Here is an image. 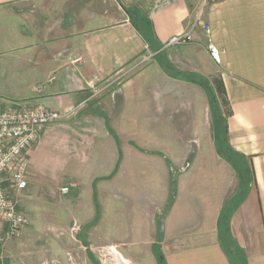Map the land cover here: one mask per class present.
I'll return each instance as SVG.
<instances>
[{
  "label": "crops",
  "instance_id": "crops-1",
  "mask_svg": "<svg viewBox=\"0 0 264 264\" xmlns=\"http://www.w3.org/2000/svg\"><path fill=\"white\" fill-rule=\"evenodd\" d=\"M113 1L120 6L114 9L109 3L111 9L95 12L97 6L91 0H0V110L76 109L69 120L43 127L27 151L28 187L18 195L11 194L19 213L20 201L43 197L65 202L70 192L79 212L83 204L75 197L86 186L92 191L95 215L100 208L105 214L106 186L125 170L128 160L137 168L148 159L157 162L165 180L166 160L181 168L179 160L163 151L143 152L135 143H214L203 89L171 78L155 57L142 63L140 58L151 51L125 13L136 10L144 15L163 48L172 36L190 27L201 0ZM82 12L92 15L81 21ZM204 24L210 27L209 36ZM192 38V43L163 50L160 57L177 71L208 81L218 102L219 93L223 95L225 114L219 107L227 143L251 169L249 192L230 221L231 236L243 251L245 264H264V0H224L208 6ZM209 44L220 50V64L210 60ZM137 63L145 66L120 86L117 105L112 93L98 100L97 104H105L103 109L96 102L78 109L89 94V85L102 88ZM113 143H121L115 174L107 172L113 159L109 166L105 161ZM215 160L222 168L216 192L203 196L184 191L187 209L180 212L179 191L190 171L178 177L176 199L162 218L160 251L165 264H229L219 246L217 220L230 193L232 175L225 161ZM194 163L195 158L191 166ZM41 181L60 185L51 191L41 187ZM66 186L69 192L62 195L60 189ZM159 194V201L151 206L146 232L151 247L156 242L158 213L170 195L168 182ZM62 205V210H70L69 205ZM81 227L84 233L74 237L78 243L94 239L106 243L112 237L100 219ZM131 236L140 237V232L133 229Z\"/></svg>",
  "mask_w": 264,
  "mask_h": 264
},
{
  "label": "rangeland",
  "instance_id": "rangeland-1",
  "mask_svg": "<svg viewBox=\"0 0 264 264\" xmlns=\"http://www.w3.org/2000/svg\"><path fill=\"white\" fill-rule=\"evenodd\" d=\"M91 1L95 7L97 6L95 12L98 10L103 11V9H111L109 3H112L114 9L120 6V4L119 6L118 4H115L113 0ZM87 14L92 15V13H81V21L84 20V17ZM116 22L118 23L119 21L115 20L114 23ZM148 54H144L140 58L141 61L147 57ZM144 66H139V63H137L132 68L124 70L112 80L107 81L105 85L111 84V86L101 92L98 95L99 98L93 97V93L101 87L94 88L95 91L93 89H87L89 94L86 96L87 98L81 102H85L83 107L85 108L89 104L92 105L96 102V105H99V107L103 109L105 104L103 102L97 104L98 100L101 99V97L112 93L114 94V97L119 92L120 86ZM167 75L178 81L186 82L171 76V74ZM103 87L104 85L102 88ZM215 88L218 89V86L215 85ZM218 97V103H220L221 110L225 114L227 108L224 104L223 95L219 93ZM115 98L117 99L116 96ZM117 101L118 99L115 101L116 105ZM116 105H114L115 108H117ZM209 114H211L210 109ZM122 144L126 145L128 143ZM135 144L139 145L141 147L139 149L143 152L144 150L163 151L172 160H179L181 168H174L173 165L165 159L167 162L165 161L164 166L166 165L168 171V176H166L167 180H165L160 174L161 171L163 173L162 167L160 169V165L157 162H152L148 159L140 163L137 168L134 161L128 160L125 170L117 176L113 182L107 184L106 191L108 195L104 196L105 198H108L106 201V213L104 214V212L100 210L101 208L98 209L96 214L97 218H94V208L91 206L92 191L90 190L89 192L86 186L83 187V192L81 194L77 193V197H75V199L77 198V201L83 204L82 208L80 206L82 210L80 209L79 212H77L78 207H75L73 202H71V199H74L73 192L69 193L65 202H57L54 200L47 201L43 200V197H33L28 201H20V213L27 219L29 224L23 231L22 238L15 241H7L2 244L0 247V264H92L87 257L84 246L88 247L93 253L94 261L98 264H157L155 256L151 253V244L147 243L149 237L146 232L150 227L151 206L159 201L161 186H165L168 182L170 191L172 188V181L174 180L175 201L178 188V177L186 171H190L188 178L184 177L179 191L182 197L179 202L178 212L183 211L188 203L184 194L187 190L203 196L211 195L212 193L210 192H216L220 185V181L222 180V168L220 167L219 162L215 159H219L220 157L216 153L214 143ZM120 146L121 143H113V148L105 154V161L108 166L110 165V159H113L111 169H109L110 166L107 169L108 173L112 171L113 174V169L117 161L119 162L121 156ZM157 154L159 155L158 152ZM194 158L195 163L191 166ZM227 165L231 170L232 176H230L229 179L230 193L227 191L228 198L226 202L234 196L236 188L238 187L235 172L230 164L227 163ZM189 177L192 178L193 182ZM41 182V187L43 185L46 189L51 191L55 190L60 185L59 183H49L48 181ZM58 182H61V180ZM169 197L170 195L168 196V200ZM93 198L95 199V196H93ZM18 200L19 198L17 201ZM168 200L165 207H163L162 210L160 209L162 215H164L165 211L168 209H166ZM63 203L69 205L70 210H62ZM175 216H177L176 212ZM93 219H100L101 223L107 225V233L112 237L109 239L107 238L106 243H102L101 240L98 239H92V243H78L75 241L74 237L83 229L81 226L89 223ZM94 224H96V221ZM133 229L134 231L136 230L140 232V237L131 236ZM91 232L92 231L87 233ZM121 240H123V242H118ZM127 240L129 241L125 242ZM231 252L234 256L236 255L234 251ZM239 257L241 258L240 254H237L235 258L237 264H241V262L238 263Z\"/></svg>",
  "mask_w": 264,
  "mask_h": 264
},
{
  "label": "built area",
  "instance_id": "built-area-1",
  "mask_svg": "<svg viewBox=\"0 0 264 264\" xmlns=\"http://www.w3.org/2000/svg\"><path fill=\"white\" fill-rule=\"evenodd\" d=\"M224 0H201L196 18L190 27L179 35L172 36L162 50L183 46L192 43V34L200 24L203 11L214 3ZM204 33L209 36L210 27L203 25ZM210 60L220 64L221 52L212 44L208 45ZM156 53H150L142 59V63L155 57ZM111 84L104 85L100 90L89 85L87 89H93V97L108 89ZM81 103L78 109L84 106ZM76 113V109L66 112H56L43 107L34 109L0 110V247L7 241H15L22 238L23 231L28 226V221L21 213L16 211L12 195H18L28 187L26 171L28 168L27 151L37 141L40 130L50 124L69 120ZM69 192V187L60 189L62 195Z\"/></svg>",
  "mask_w": 264,
  "mask_h": 264
},
{
  "label": "trees",
  "instance_id": "trees-1",
  "mask_svg": "<svg viewBox=\"0 0 264 264\" xmlns=\"http://www.w3.org/2000/svg\"><path fill=\"white\" fill-rule=\"evenodd\" d=\"M125 13L127 14L128 19L130 23L133 25L134 29L138 31V33L144 40L148 50L151 51L152 53H156L155 58L160 60L161 66L163 70L166 72V74H171V76L177 79L184 80L191 84L200 86L208 98V103L210 107L209 109L211 113L210 116L212 118V124H213L214 146L216 153L220 158H222L224 161L230 164V166L235 172L238 181V187L236 188V192L234 196L223 205L217 220L218 242L229 264H237V262L235 261L237 254H240L241 256V258L239 257L238 263L241 262V264H245L246 261L245 255L243 251L237 246L233 237L231 236L230 221L234 212L243 203L249 192L250 183H251V169L249 167L247 160L243 156L235 153L227 143L226 123H225V119H223L222 117V113L216 95L214 93V89L212 85L205 79L194 74H187L177 71L165 58L160 57L161 56L160 53H162L163 51L161 50L162 47H160L156 42L150 27L149 20L144 15H142L136 10H126ZM96 114L99 116H103L100 110H97ZM172 182L173 183H172V188L170 189V197L166 207V209L168 208L167 211L171 207L175 198V186L173 185L174 180ZM167 211H165V213ZM161 238H162V231L160 230L157 238L158 242L161 241ZM152 250L157 262L159 264H165L163 256L159 251V246L153 245ZM231 251H234L236 255L234 256V254Z\"/></svg>",
  "mask_w": 264,
  "mask_h": 264
},
{
  "label": "flooded vegetation",
  "instance_id": "flooded-vegetation-1",
  "mask_svg": "<svg viewBox=\"0 0 264 264\" xmlns=\"http://www.w3.org/2000/svg\"><path fill=\"white\" fill-rule=\"evenodd\" d=\"M161 224H162V222H161ZM161 224H159L158 223V221H157V226H158V231H157V236H156V242L153 244V245H160V242H158V240H157V238H158V233H159V231L161 230V228H160V225ZM86 232V231H85ZM81 234L82 233H84V231H81L80 232ZM80 238H82V237H80ZM162 238H163V234H162ZM162 238H161V240H162ZM80 240H82V239H80ZM82 243H86L85 241H82ZM153 245H152V247H151V249L153 248ZM83 246H84V244H83ZM84 248L86 249V254H87V257H88V259L91 261V263L92 264H98V263H96L95 261H94V257H93V253L88 249V247H85L84 246ZM159 251H160V246H159ZM161 252V251H160ZM151 253L154 255V253H153V250L151 251ZM162 254V253H161ZM155 256V255H154ZM157 264H159L158 262H157Z\"/></svg>",
  "mask_w": 264,
  "mask_h": 264
},
{
  "label": "water",
  "instance_id": "water-1",
  "mask_svg": "<svg viewBox=\"0 0 264 264\" xmlns=\"http://www.w3.org/2000/svg\"><path fill=\"white\" fill-rule=\"evenodd\" d=\"M162 218H163V215H162V213L160 212V213L158 214V216H157V221H158L159 224H161V222H162Z\"/></svg>",
  "mask_w": 264,
  "mask_h": 264
}]
</instances>
